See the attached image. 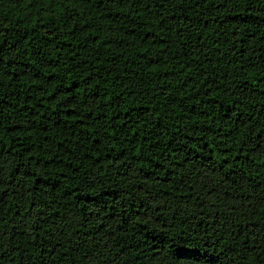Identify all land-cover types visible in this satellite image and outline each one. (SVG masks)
I'll list each match as a JSON object with an SVG mask.
<instances>
[{
  "label": "trees",
  "instance_id": "16d2710c",
  "mask_svg": "<svg viewBox=\"0 0 264 264\" xmlns=\"http://www.w3.org/2000/svg\"><path fill=\"white\" fill-rule=\"evenodd\" d=\"M0 264H264V0H0Z\"/></svg>",
  "mask_w": 264,
  "mask_h": 264
}]
</instances>
